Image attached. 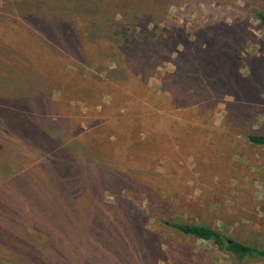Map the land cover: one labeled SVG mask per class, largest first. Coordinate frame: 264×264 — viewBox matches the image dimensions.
<instances>
[{
    "label": "rangeland",
    "instance_id": "rangeland-1",
    "mask_svg": "<svg viewBox=\"0 0 264 264\" xmlns=\"http://www.w3.org/2000/svg\"><path fill=\"white\" fill-rule=\"evenodd\" d=\"M255 8L264 10V0L170 3L166 23L131 31L138 43L133 53H103L86 65L74 64V55L60 45L53 68L44 67L17 48L21 39L14 38L0 62L11 77L2 82L14 83L25 98L9 100V90L4 85L0 90V184L9 181L0 185V221H23L43 242V225L33 227L24 211L47 217L67 203L87 216V228L105 229L98 233L102 249H89L91 255H105L104 264L112 259L117 264H264V257L240 260L161 223L206 224L264 250V146L248 139L264 135V27ZM217 15L222 26L208 41L205 35ZM9 31H0L1 44L12 42ZM32 79L34 87L28 83ZM84 83L99 88L91 91ZM24 119L34 121L39 135L59 137L53 141L58 147L27 137ZM66 159L73 169L79 161L90 162L88 169L97 177L105 170L109 186L102 191V206L87 205L77 194L53 201L24 183L32 174L54 183L63 172L50 169ZM116 177L123 178L121 184ZM115 223L143 229L126 246L116 238L113 245ZM18 244L25 247L21 240Z\"/></svg>",
    "mask_w": 264,
    "mask_h": 264
},
{
    "label": "trees",
    "instance_id": "trees-1",
    "mask_svg": "<svg viewBox=\"0 0 264 264\" xmlns=\"http://www.w3.org/2000/svg\"><path fill=\"white\" fill-rule=\"evenodd\" d=\"M184 1L188 0H0V31L10 30L8 34L12 37L11 43H0V62L4 60L6 51H9L7 49H10V52L13 49V42H15L13 40L15 39L16 41L21 39L16 42L17 48L26 54H33L35 63L50 68H53V64L56 62L55 50L61 46L69 50L67 51L68 55H74L76 60L74 64L83 63L86 65L94 57H102L103 53L106 54H103L104 56H108L110 53L118 52L127 57L138 47V43L130 35L132 30L147 29L149 25L156 27L163 25L168 19L170 3ZM253 12L261 26L264 27V10L255 8ZM220 16L217 15V18L211 19L216 21L212 25L210 24L211 33H206V40L216 39L217 34L212 31L222 26L223 18ZM74 36L78 37L76 41ZM87 45L91 49L86 51L84 49V52L80 53L79 48H86ZM9 77H11V72L0 69V90H4L3 85L9 90V100L18 96L25 98L18 92L14 83L5 84L2 82L7 81L6 79ZM73 81L76 79L73 78ZM35 82L33 79L29 80V86L34 87L32 83ZM91 85L92 87L84 83L83 87L89 88L91 91L98 90L97 85L94 86L93 83ZM27 90L30 91V89ZM29 96L31 99L35 98L30 93ZM3 98L1 97L0 100L2 101ZM14 114L22 120L23 116L17 112ZM22 122L24 134L27 137H31L43 145L52 144L58 147L53 141L59 137L54 138L49 133L39 135L40 130L36 128L37 125L33 120L29 122L24 119ZM53 125L58 124L54 123ZM248 139L254 145L264 146V135L250 134ZM37 148L44 150L41 145H38ZM37 148H32V150ZM2 150L3 146L0 144V154L3 153ZM75 164H79V166L73 169L72 161L66 159L63 162H58V167L51 168L50 172L61 169L63 174H67L60 175V178H56L52 184L49 183L48 177L36 174L26 177L28 179H24V183L31 186V189L39 190L38 196H40L39 193L46 192L49 199L56 201V199L64 200L77 194L87 199V205L92 204L99 208L104 204L102 191L109 186L108 180L105 178V170L102 172V177H97L88 169V167H93L90 162L79 161ZM94 166L101 168L97 164ZM34 167L31 170H34ZM118 178L116 177V181L121 184L123 178ZM8 182L5 181L1 184ZM43 187L47 189L43 190ZM25 202H29V200L25 199ZM67 206H69L67 203H63L60 213L47 212V217L44 213L38 216L35 212L24 211L28 219H33V227H37V224L43 225L41 229L45 234H41L43 242L39 241L41 238L35 237L30 232V228L28 230L27 226L22 225L23 221H11L10 218L1 219L4 225L7 223L9 226L4 229L0 227V264H104L105 255H91L89 249L94 248L98 251L102 249L105 243L98 242V233L104 234L105 229L101 225L99 227L91 225L87 228V224H89L87 216L82 217L78 209L74 212ZM14 210L19 211L18 207ZM27 212L29 213L27 214ZM11 214L15 215V212H11ZM48 217L52 220L49 221ZM124 219L132 222L126 217ZM96 220L103 224L101 218ZM2 221H0L1 224ZM121 221L124 222L123 219ZM161 223L185 236L212 242L220 250L232 253L240 260L247 257H264V250L231 240L220 230L206 224L173 223L165 220ZM55 224L56 228H54ZM122 226L115 223L113 234H111L112 239L116 238L123 242L122 246L124 244L126 246L130 242L131 236L135 241L138 232L143 229L139 226L133 229L131 226ZM114 233H117L118 237H115ZM100 238L107 241L105 235H100ZM116 239L111 240L110 243L115 245L119 242H116ZM20 240L25 247H20L22 246L18 244ZM109 262V264H117L113 259Z\"/></svg>",
    "mask_w": 264,
    "mask_h": 264
}]
</instances>
